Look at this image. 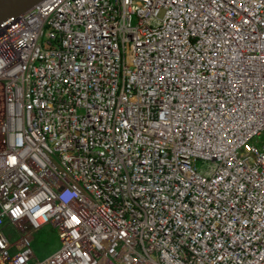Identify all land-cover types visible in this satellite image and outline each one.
Returning <instances> with one entry per match:
<instances>
[{
  "label": "built area",
  "instance_id": "2783aa9c",
  "mask_svg": "<svg viewBox=\"0 0 264 264\" xmlns=\"http://www.w3.org/2000/svg\"><path fill=\"white\" fill-rule=\"evenodd\" d=\"M0 264H264V0L0 24Z\"/></svg>",
  "mask_w": 264,
  "mask_h": 264
},
{
  "label": "rangeland",
  "instance_id": "374dc122",
  "mask_svg": "<svg viewBox=\"0 0 264 264\" xmlns=\"http://www.w3.org/2000/svg\"><path fill=\"white\" fill-rule=\"evenodd\" d=\"M9 238L14 241L17 234L7 232ZM33 250L38 259H44L55 252L61 245L58 231L51 224H46L37 229L33 234Z\"/></svg>",
  "mask_w": 264,
  "mask_h": 264
},
{
  "label": "water",
  "instance_id": "95a60500",
  "mask_svg": "<svg viewBox=\"0 0 264 264\" xmlns=\"http://www.w3.org/2000/svg\"><path fill=\"white\" fill-rule=\"evenodd\" d=\"M38 0H0V24L11 20Z\"/></svg>",
  "mask_w": 264,
  "mask_h": 264
},
{
  "label": "crops",
  "instance_id": "0c3cea01",
  "mask_svg": "<svg viewBox=\"0 0 264 264\" xmlns=\"http://www.w3.org/2000/svg\"><path fill=\"white\" fill-rule=\"evenodd\" d=\"M34 239V238H33Z\"/></svg>",
  "mask_w": 264,
  "mask_h": 264
}]
</instances>
